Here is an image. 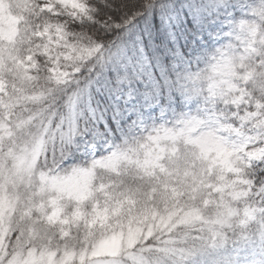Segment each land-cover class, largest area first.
<instances>
[{"label": "snow or ice", "instance_id": "obj_1", "mask_svg": "<svg viewBox=\"0 0 264 264\" xmlns=\"http://www.w3.org/2000/svg\"><path fill=\"white\" fill-rule=\"evenodd\" d=\"M169 3L135 0L80 36L60 17L92 20L86 0L22 2L16 36L0 37V264H132L138 245L151 239L167 251L181 232L216 245L232 228L244 240L251 217L225 211L233 202L259 200L252 213L264 222V88L249 86L264 83V9L260 24H231L227 43L209 54L197 36L223 20L201 8L227 19L250 6L195 5L197 28L177 35ZM156 9L171 45L153 39ZM182 37L195 46H178ZM49 139L59 142L50 164ZM213 139L234 150L239 171L217 170L206 151ZM82 170L90 183L79 197L52 190L61 173Z\"/></svg>", "mask_w": 264, "mask_h": 264}, {"label": "rangeland", "instance_id": "obj_2", "mask_svg": "<svg viewBox=\"0 0 264 264\" xmlns=\"http://www.w3.org/2000/svg\"><path fill=\"white\" fill-rule=\"evenodd\" d=\"M22 2H26V0H0V37L7 35L8 38H12L16 36L17 33V25L20 24L22 20L25 19L24 15L21 14L20 8ZM73 6H78L80 0H71ZM210 3V0H170L168 4L167 10L172 13L174 17H178L176 24L174 27L177 29V35H181L183 33H188V35H192L193 31L197 28V23L195 17L191 14L193 11V6H207ZM245 3L250 7L244 8L241 10H232L229 9L228 18L225 19V13L223 10H217L216 8L211 9V13L204 10V7L201 8V11L205 16L211 15L216 17L219 20H223L222 24H216L214 28L207 29L202 33H199L197 39L199 40V46L201 48H206L211 54L215 48H218L221 44L227 43V35L231 31L230 25L235 23L237 26L241 21H250L255 22L257 24L261 23L260 12L264 9V0H245ZM110 13L106 16H112L117 13V11L109 10ZM155 19L158 21V25L155 23ZM64 20V19H62ZM149 24L153 30V39L160 43L161 41L165 44H172V37L169 36L168 30L163 26L162 20L163 16L159 9L154 10L148 17ZM79 21V20H78ZM143 27V25H141ZM67 27L70 32L75 35H91V31L87 30L85 27H82L80 23L77 21L72 23V27L69 26L67 22ZM7 29V33H4L2 30ZM212 35H209V33ZM205 37L206 39H200V37ZM158 38V39H157ZM235 38L233 34V39ZM178 46H195L192 41L186 38H180L177 41ZM180 51L184 52V47H180ZM170 59V57L168 58ZM195 67V65H194ZM203 67V64L200 65ZM21 86L23 88L32 87L30 82L21 81ZM46 85H37V87H42ZM250 87L254 86L257 90V94L259 95V91L264 88V83L260 81H256L253 85L250 82ZM223 87L227 90L228 84L223 83ZM160 110L157 109V113L159 114ZM169 117H165L168 119ZM162 120L157 119L155 123H162ZM153 121L149 120L148 125L152 126ZM56 149L59 151V142L57 141ZM206 151L209 156H214L216 163L218 165L217 170H225L227 171H239L233 167V157L234 150L224 144L222 141H217L215 139L210 140L206 146ZM108 149H103L95 152L93 155L95 158H99L102 155H107ZM89 159L93 158L92 155L88 157ZM83 157H81V161H83ZM106 166V165H105ZM90 183V173L87 170H82L78 175L65 177L63 173L60 174V177L51 182L52 190L54 192L59 191L70 195L74 198L79 197L81 193L84 192V189L87 184ZM71 204L70 200H64L62 204V210L66 209ZM258 208L256 205H253L251 208L247 207L245 212L240 216L242 220L245 216V213H248L251 217L249 222H255L256 216L259 211H256L254 214L252 213V209ZM215 214V213H213ZM255 224V223H254ZM252 224L251 227L254 225ZM73 228H75V224H73ZM119 238L117 237L114 241L108 242V246L104 248V251H113V245L118 246ZM152 242V243H150ZM158 246L159 248H163L162 245H157L153 242V240L149 239L143 248L141 246H137V250L133 256V260H136L138 264H149L150 262L142 255V251H146L150 249L148 245ZM250 264V263H249ZM252 264H264V260L261 263H252Z\"/></svg>", "mask_w": 264, "mask_h": 264}, {"label": "trees", "instance_id": "obj_3", "mask_svg": "<svg viewBox=\"0 0 264 264\" xmlns=\"http://www.w3.org/2000/svg\"><path fill=\"white\" fill-rule=\"evenodd\" d=\"M86 2L90 5V14L93 16L92 20H88L87 17L72 19L67 15L60 17V19L67 21L70 27H72V23L77 21L82 27H85L93 33L100 27L101 21H103L110 13L109 10H115L122 14L128 10L126 5L135 2V0H86ZM155 23L158 25L156 19ZM261 171H264V168L258 169L257 177H259ZM256 202L260 205L259 200ZM246 207L247 205L243 201L238 204L233 202L225 209V211L230 210L233 214L239 213L240 215ZM258 224H263V226H258L255 231V237L258 240V250L264 254V240L259 236L261 230L264 229V222H262V217L260 215L258 216L257 225ZM226 231L229 237L226 243L213 245L211 241H208L207 239L203 241L198 239L194 240L193 237L196 234L193 232H181L177 237L178 243L169 246L170 250L165 251L158 246H152L150 249L146 250L147 252L145 253L151 257V260L155 264H233L235 257L238 254L233 246H244L247 240L252 242L253 237L251 235V229L249 232L247 231L245 233L247 238L239 241L236 240L237 236L234 234L232 228H228ZM252 233H254V231ZM258 250L254 248V245L249 244V246H246L245 256L254 258L259 255L255 254Z\"/></svg>", "mask_w": 264, "mask_h": 264}, {"label": "clouds", "instance_id": "obj_4", "mask_svg": "<svg viewBox=\"0 0 264 264\" xmlns=\"http://www.w3.org/2000/svg\"><path fill=\"white\" fill-rule=\"evenodd\" d=\"M38 111V109H37ZM56 147V145H53V143L51 142V139H49V141L46 144V154H47V158L49 161V164L51 163L52 160V156H53V148ZM44 155L41 156V167H44Z\"/></svg>", "mask_w": 264, "mask_h": 264}]
</instances>
